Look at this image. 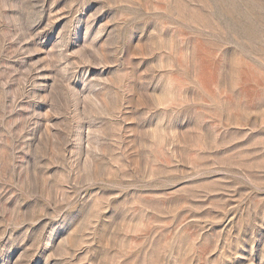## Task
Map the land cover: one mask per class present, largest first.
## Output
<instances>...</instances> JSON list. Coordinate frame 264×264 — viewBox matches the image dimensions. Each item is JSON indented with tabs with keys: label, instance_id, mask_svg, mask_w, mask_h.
<instances>
[{
	"label": "rangeland",
	"instance_id": "1",
	"mask_svg": "<svg viewBox=\"0 0 264 264\" xmlns=\"http://www.w3.org/2000/svg\"><path fill=\"white\" fill-rule=\"evenodd\" d=\"M0 264H264V0H0Z\"/></svg>",
	"mask_w": 264,
	"mask_h": 264
}]
</instances>
